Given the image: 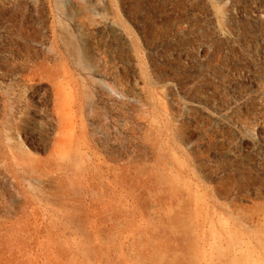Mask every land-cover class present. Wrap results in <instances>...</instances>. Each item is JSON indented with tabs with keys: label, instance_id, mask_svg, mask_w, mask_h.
I'll return each instance as SVG.
<instances>
[{
	"label": "rangeland",
	"instance_id": "rangeland-1",
	"mask_svg": "<svg viewBox=\"0 0 264 264\" xmlns=\"http://www.w3.org/2000/svg\"><path fill=\"white\" fill-rule=\"evenodd\" d=\"M68 4L63 109L0 92V264H264V0Z\"/></svg>",
	"mask_w": 264,
	"mask_h": 264
},
{
	"label": "crops",
	"instance_id": "crops-1",
	"mask_svg": "<svg viewBox=\"0 0 264 264\" xmlns=\"http://www.w3.org/2000/svg\"><path fill=\"white\" fill-rule=\"evenodd\" d=\"M85 11L88 12V8ZM77 18L75 7L68 4V0H58L52 5H43L42 0H0V92L9 90L11 77L33 78L34 86L48 81L53 108L63 109L61 94L70 83L69 78L75 75L74 22ZM136 48V32H131L124 46V60L137 61ZM4 105L0 102V107L5 108ZM8 105V108L19 107L17 101ZM11 114H1L0 148L19 154L25 152V141L22 144L18 137L10 134V120L14 119ZM60 140L57 131L52 146H61Z\"/></svg>",
	"mask_w": 264,
	"mask_h": 264
}]
</instances>
